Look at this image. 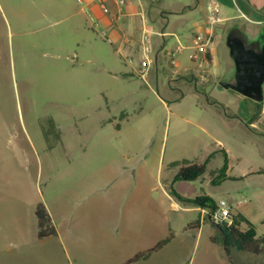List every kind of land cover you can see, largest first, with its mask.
<instances>
[{"label": "rangeland", "instance_id": "rangeland-1", "mask_svg": "<svg viewBox=\"0 0 264 264\" xmlns=\"http://www.w3.org/2000/svg\"><path fill=\"white\" fill-rule=\"evenodd\" d=\"M79 8L74 0H0V198L17 199L25 214V201H41L64 226L74 212H86L84 200L109 202L110 210L98 206L115 217L110 229L133 234L141 226L140 238L120 237L117 258L174 234L168 245L180 249L179 264H264V254L237 249L229 229L227 242L220 234L214 243L215 227L189 200L244 198L254 231L264 236V139L256 148L232 121L248 119L256 101L220 86L236 69L230 28L215 36L207 66L190 60L188 47L172 65L175 42L157 63L152 49L144 79L142 52L119 55ZM206 159L197 178H175L182 166ZM225 165L230 177L222 181ZM205 207L211 215L216 203ZM121 217L127 222H117Z\"/></svg>", "mask_w": 264, "mask_h": 264}, {"label": "crops", "instance_id": "crops-1", "mask_svg": "<svg viewBox=\"0 0 264 264\" xmlns=\"http://www.w3.org/2000/svg\"><path fill=\"white\" fill-rule=\"evenodd\" d=\"M74 1L79 5V11L88 17L94 27L100 29V33L103 36L105 35L108 42L114 46L115 51L121 56L126 57L127 55L142 52V57L144 58L145 43L142 39L144 33L148 35L147 42L155 51V63L159 60L160 54L168 46V43L175 42L174 44L178 48L174 49L175 51L168 50L172 65L177 64L175 56L181 51V47H188L192 50L189 53V58L192 60L191 54L195 49L194 34L204 28L208 15L206 9L208 0H128L126 5L121 8L111 3V13L107 15L100 11L93 0H83L82 3L78 0ZM215 1L220 5L221 9L219 13L220 22L216 25L211 43L203 55L204 61L202 63L206 66L212 63L216 52L213 45L215 36L218 34L221 37L220 34L225 32L227 28H230V30L234 27L240 28L248 39L256 40L259 36L260 44H264V0ZM64 6L67 5L64 3ZM72 13L69 15L76 18L78 11ZM74 20V27L77 28L79 21L77 19ZM184 42H191V44L184 45ZM143 58L140 62H142ZM140 69L138 71L141 75ZM122 75L126 76L127 73L123 72ZM141 77L146 79L147 75H141ZM262 94L263 99L260 101L256 117L249 124L242 118H232V121H238L240 126L248 130V135L255 142L256 148L261 142L258 137H263L264 139V82L262 84ZM257 106L258 104H256V110ZM231 122L229 124L236 123ZM218 144L220 146L218 150L226 152V149L222 148V142ZM229 177L225 173L222 181ZM213 200L215 203L217 202V200ZM25 202L26 214L19 212L17 199L0 198V264H123L137 254L139 256L129 264H179L175 255L180 253V249L168 245L173 240L174 234H171V237L160 238L143 249L140 247L136 248L127 256L114 257L115 253H119L118 250H121L115 248V244L120 245L122 242L120 237L123 234H128L134 238H140L141 226L134 224L133 228L138 229V231L133 232V234L117 231L115 227L110 229L112 225H109L116 219L107 212L106 214L104 213L110 210L111 207V204L107 201L97 204L96 202L98 201L95 200H84L82 205L87 207L85 208L86 212L91 206L90 212H74L69 216L65 226L64 217L62 215L58 217L57 213H54L48 207L57 233L45 237L38 236V218L35 214L36 205L41 201L31 200ZM228 202L233 207L238 206L239 211L233 208V213L240 222L241 228L245 230L251 228L252 223L245 212L246 199L239 198L232 201L231 198ZM100 204L104 205L107 210L100 209L98 206ZM195 210L199 211L201 219L208 215L210 224L218 230L210 220L207 207L195 204ZM126 218L121 217L117 219V222H127L128 217ZM138 220L139 222L141 221L140 218ZM138 220L132 219L133 222ZM76 222L77 229H72L71 232L64 230V227L65 229L76 228L74 226ZM248 224L250 225L249 227ZM201 226L202 222L200 221L198 228H201ZM128 229L129 225L127 226ZM252 230L254 236L259 237L253 227ZM52 243L55 245L53 247L55 252L52 251L53 256H49L51 254L49 245ZM237 249L242 250L239 247ZM164 255H174V260L170 262L158 261ZM115 259L118 260L115 261ZM194 262L195 258L192 259L191 264H195ZM196 264H205V261L202 258Z\"/></svg>", "mask_w": 264, "mask_h": 264}, {"label": "water", "instance_id": "water-1", "mask_svg": "<svg viewBox=\"0 0 264 264\" xmlns=\"http://www.w3.org/2000/svg\"><path fill=\"white\" fill-rule=\"evenodd\" d=\"M226 44L236 69L230 79L220 82V86L237 90L257 102L262 101L264 44H260L259 40H249L247 35L238 27L229 30L226 36Z\"/></svg>", "mask_w": 264, "mask_h": 264}, {"label": "trees", "instance_id": "trees-1", "mask_svg": "<svg viewBox=\"0 0 264 264\" xmlns=\"http://www.w3.org/2000/svg\"><path fill=\"white\" fill-rule=\"evenodd\" d=\"M258 104L256 112L259 110V104L260 102H256ZM253 113L248 119L242 118L245 120L247 124L251 122L253 118L256 117L257 113ZM206 162L207 159L200 163H191L188 165H184L180 168V170L175 175V178H182V179H195L199 175H201L206 168ZM225 169L226 165L219 170V175H225ZM173 194H175L177 197L180 198L178 193L176 191H172ZM193 203L200 205V206H210L214 207L215 203L214 200L209 196H197L194 199H189ZM35 214L38 218V236L39 237H45V236H51L55 235L57 233L55 225L52 223V219L50 216V213L48 212V209L46 208L45 204L43 202H39L36 205ZM235 223L236 225H233L230 228H223L218 227L219 229L216 230V234L212 236V240L215 242H219L221 240L220 234L222 237V240L224 242H227V234L228 229L231 231V237L236 241V246L239 247L242 250H246L249 252H253L256 254H264V236L256 237L254 236L253 230L249 229V231H243L240 229V223L235 217ZM221 240V241H222ZM160 244V243H159ZM158 244V245H159ZM139 254L135 255L134 257L130 258L123 264H129L132 261L137 258Z\"/></svg>", "mask_w": 264, "mask_h": 264}, {"label": "built area", "instance_id": "built-area-1", "mask_svg": "<svg viewBox=\"0 0 264 264\" xmlns=\"http://www.w3.org/2000/svg\"><path fill=\"white\" fill-rule=\"evenodd\" d=\"M80 3L83 2V0H78ZM98 5L100 11L103 14H109L111 13V3L115 4L116 7L121 8L128 0H93ZM206 9L208 12L207 15V21L203 29L195 32L194 34V43H195V49L193 53L191 54V58L194 61L199 62V65L202 64L203 55L206 53L207 48L209 44L211 43V40L215 33V27L220 22L219 13L221 11L220 5L215 0H208L206 4ZM91 14V13H89ZM95 23H97L95 21ZM105 36V35H104ZM148 35L146 33L143 34V41L145 43L144 45V58L141 62V69L140 73L142 76H146L149 72L150 64H151V58L148 56V54L151 52L152 48L150 44L147 42ZM233 205L228 202L226 199H219L216 202V207L213 213L210 215L211 222L216 227H223V228H230L233 225H236L235 223V215L233 213Z\"/></svg>", "mask_w": 264, "mask_h": 264}]
</instances>
